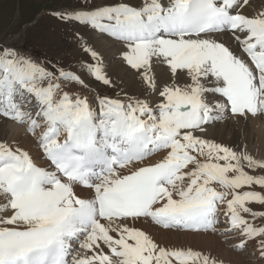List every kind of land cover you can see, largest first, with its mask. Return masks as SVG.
<instances>
[{
  "label": "snow or ice",
  "instance_id": "1",
  "mask_svg": "<svg viewBox=\"0 0 264 264\" xmlns=\"http://www.w3.org/2000/svg\"><path fill=\"white\" fill-rule=\"evenodd\" d=\"M54 15L119 42L144 95L90 101L65 90L88 88L80 75L0 46V119L39 149L0 139V264H226L162 246L143 223L234 237L237 251L255 242L264 259V212L250 207L264 206L253 190L264 175L250 174L264 159L209 135L230 119L264 120V0H119ZM82 46L89 75L112 86L100 54Z\"/></svg>",
  "mask_w": 264,
  "mask_h": 264
},
{
  "label": "rangeland",
  "instance_id": "2",
  "mask_svg": "<svg viewBox=\"0 0 264 264\" xmlns=\"http://www.w3.org/2000/svg\"><path fill=\"white\" fill-rule=\"evenodd\" d=\"M134 1L137 2L136 0H128V3L140 5V3L133 4L132 2ZM86 2L87 0H0V46L8 45L20 49L38 63H42L49 70L55 71L57 68H63L66 71H73L82 77L84 73L88 76L87 66L95 64V61L84 50L82 41L95 49L94 34L73 22L59 19L54 13H71L77 11L76 9L79 8H96L104 6L105 3L107 5L115 4L119 0H93L92 5H85ZM32 22L33 24H30ZM26 29L27 32H25ZM30 52L35 55H32ZM45 54L57 59L48 56V60L43 61L36 58L39 55ZM105 71L113 81V85H104L89 75L90 79H87L91 80L90 86H95V88L89 87V90L92 91L102 87V94L116 97V94L122 90L124 91L126 87L121 82L116 83L108 69ZM76 88L85 90L81 86H77ZM25 136L27 135H23L24 140ZM220 142L226 144L225 138ZM261 175H264V171L261 172ZM201 235L207 236L210 234ZM223 239L230 240V238ZM179 242L180 244H187L182 241ZM248 247L250 254L258 257V255L251 252L249 243ZM225 257L229 262L237 264L230 255H226ZM246 258L253 263L259 260H254V258H250L249 256Z\"/></svg>",
  "mask_w": 264,
  "mask_h": 264
},
{
  "label": "bare ground",
  "instance_id": "3",
  "mask_svg": "<svg viewBox=\"0 0 264 264\" xmlns=\"http://www.w3.org/2000/svg\"><path fill=\"white\" fill-rule=\"evenodd\" d=\"M138 2V0H136ZM128 3V0H125ZM257 6H259L260 0H255ZM246 12H252L254 9H245ZM94 46H96L97 52H99L100 56L103 59L104 69L109 71L111 77L115 79L116 83H120L124 85V91H126L129 95H140L143 98L144 95V86L137 78V74L134 73L121 59L120 53L122 51V45L113 40L112 38L108 39L107 36L97 35L95 34ZM225 41L229 44L233 43V40L230 36L225 35ZM94 49V50H95ZM107 68V69H106ZM157 76L160 77L161 74H167L166 66H161L156 69ZM81 76V75H80ZM86 76V73H84ZM81 78L88 85L87 91L82 90L80 88H76L80 85L77 84H66L65 90H69L75 93H80L85 96H89L90 101H94L96 94H100L99 89L89 90L90 88H95L94 86H90L91 80H88L85 77ZM87 79V80H86ZM82 87V86H81ZM83 88V87H82ZM101 88V87H100ZM98 91V92H97ZM221 131H227L229 136H223ZM23 133L17 132L15 130V126H8V122L0 119V139H8L15 137L16 140L20 141L22 146L30 151L33 156L39 155V149L36 147L34 140L30 136H25V140L23 139ZM211 138L215 139L217 142H220L223 138H225L226 144L231 146H237L241 144H247L249 152L255 156L257 159H264V122L259 119H250L248 121H243L242 119L239 121L228 120L217 124L209 134ZM159 157H157L158 159ZM261 175V174H259ZM82 195L86 194V191H80ZM137 227L142 230H146L149 234L154 236V239L160 243L162 246H167L172 244L171 239L167 236L169 235H180L184 236L182 242L189 243L190 245L194 244L193 239L196 237H203L201 234H192V233H178L172 231H163L156 227H153L149 224H139ZM207 239L217 240L220 239L216 236L207 235ZM230 238L231 237H225ZM175 243H180L177 239L174 241ZM251 246V252L258 255V251L255 246V242H249ZM226 255H230L233 259V256L236 255L232 251L227 253ZM247 259L243 256H236L233 259L234 262L237 263L241 260ZM259 257H255L254 260H258ZM261 260V259H259ZM258 260V261H259ZM256 261L255 263H257ZM264 261V260H263ZM238 264V263H237Z\"/></svg>",
  "mask_w": 264,
  "mask_h": 264
}]
</instances>
